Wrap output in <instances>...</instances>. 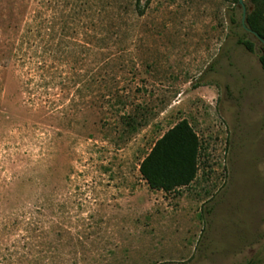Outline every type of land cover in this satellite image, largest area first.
<instances>
[{"label": "rangeland", "instance_id": "1", "mask_svg": "<svg viewBox=\"0 0 264 264\" xmlns=\"http://www.w3.org/2000/svg\"><path fill=\"white\" fill-rule=\"evenodd\" d=\"M136 2L0 0V264H264L262 43L234 0ZM184 120L197 180L153 191Z\"/></svg>", "mask_w": 264, "mask_h": 264}, {"label": "trees", "instance_id": "2", "mask_svg": "<svg viewBox=\"0 0 264 264\" xmlns=\"http://www.w3.org/2000/svg\"><path fill=\"white\" fill-rule=\"evenodd\" d=\"M264 0H250L254 6L247 14V27L264 40ZM239 0H234L238 3ZM151 0L142 6V0H137L136 10L144 17ZM243 28L242 23L239 24ZM246 32V30H244ZM248 32L239 36L237 44L248 52H255V43L248 39ZM259 62L264 70V45L262 44ZM202 145L197 133L186 121H181L164 134L154 145L151 152L140 165V174L149 188L153 191L173 193L189 188L197 180L200 171V156Z\"/></svg>", "mask_w": 264, "mask_h": 264}, {"label": "water", "instance_id": "3", "mask_svg": "<svg viewBox=\"0 0 264 264\" xmlns=\"http://www.w3.org/2000/svg\"><path fill=\"white\" fill-rule=\"evenodd\" d=\"M246 1H250V0H239V5L242 7L243 9V18H242V25H243V28L244 30H246V32H248L249 34L255 36L263 45H264V40L255 32H253L252 30H250L248 27H247V24H246V18H247V11H246V7H245V2Z\"/></svg>", "mask_w": 264, "mask_h": 264}]
</instances>
